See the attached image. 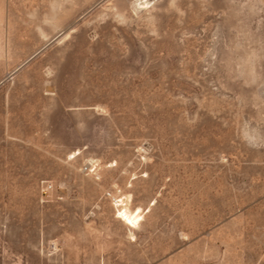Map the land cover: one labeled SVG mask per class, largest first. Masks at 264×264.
<instances>
[{"label": "rangeland", "instance_id": "obj_1", "mask_svg": "<svg viewBox=\"0 0 264 264\" xmlns=\"http://www.w3.org/2000/svg\"><path fill=\"white\" fill-rule=\"evenodd\" d=\"M0 264H264V0H0Z\"/></svg>", "mask_w": 264, "mask_h": 264}, {"label": "bare ground", "instance_id": "obj_2", "mask_svg": "<svg viewBox=\"0 0 264 264\" xmlns=\"http://www.w3.org/2000/svg\"><path fill=\"white\" fill-rule=\"evenodd\" d=\"M116 202L118 204L120 203L119 205L122 204V208L119 210L118 217L121 218L129 226H135L139 220V214L129 211L122 198L117 199Z\"/></svg>", "mask_w": 264, "mask_h": 264}]
</instances>
